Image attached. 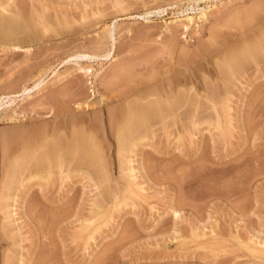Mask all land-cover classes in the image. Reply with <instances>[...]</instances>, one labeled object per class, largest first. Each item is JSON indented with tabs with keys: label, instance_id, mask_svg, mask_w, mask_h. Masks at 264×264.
Instances as JSON below:
<instances>
[{
	"label": "rangeland",
	"instance_id": "1",
	"mask_svg": "<svg viewBox=\"0 0 264 264\" xmlns=\"http://www.w3.org/2000/svg\"><path fill=\"white\" fill-rule=\"evenodd\" d=\"M263 28L264 0H0V264H264ZM169 80L193 120L131 121L128 178L112 113Z\"/></svg>",
	"mask_w": 264,
	"mask_h": 264
},
{
	"label": "bare ground",
	"instance_id": "2",
	"mask_svg": "<svg viewBox=\"0 0 264 264\" xmlns=\"http://www.w3.org/2000/svg\"><path fill=\"white\" fill-rule=\"evenodd\" d=\"M254 9V8H253ZM251 10H252V8H251ZM249 11V10H248ZM256 11V10H255ZM14 16V15H13ZM4 18V17H3ZM15 18V17H14ZM2 19V18H1ZM5 19V18H4ZM7 20V19H6ZM14 20V19H13ZM16 20V19H15ZM14 20V21H15ZM7 21H9V20H7ZM14 21H13V23H14ZM188 21L190 22V21H192V17H190V18H188ZM2 22V21H1ZM4 22V21H3ZM2 22V23H3ZM18 22V21H17ZM7 24H8V22H7ZM10 24V23H9ZM12 24V23H11ZM16 24V23H15ZM2 25V24H1ZM19 25V24H18ZM4 26V25H3ZM7 26V25H6ZM23 26V25H22ZM10 27V26H9ZM19 27V26H18ZM15 27H13V28H7L4 32H2L6 37H8L7 35H9L10 36V34L12 35H16V33H17V31L14 29ZM20 28V27H19ZM264 29V28H263ZM20 30V29H19ZM1 31V30H0ZM1 33V34H2ZM19 33H21V31L19 32ZM0 34V35H1ZM3 35V36H4ZM18 35V34H17ZM19 37V36H18ZM260 37V36H259ZM5 40V39H4ZM22 41V40H21ZM260 41V40H259ZM14 42V41H13ZM252 42V41H251ZM14 44H15V42H14ZM248 44H249V42H248ZM252 44H254V43H252ZM17 45V44H16ZM15 46V45H14ZM253 46V45H252ZM243 47V46H242ZM241 47V48H242ZM248 47V46H247ZM250 47V46H249ZM253 48V47H252ZM251 48V49H252ZM258 48H259V46H258ZM241 50V49H240ZM249 50V49H248ZM242 51V50H241ZM240 51V52H241ZM250 51V50H249ZM251 51H253V50H251ZM205 52V51H204ZM237 52V51H236ZM242 52H244V51H242ZM241 52V53H242ZM239 53V52H238ZM237 53V54H238ZM245 53V52H244ZM253 53H255L254 51H253ZM251 54V53H250ZM236 55V54H235ZM238 55H241V54H238ZM254 55V54H253ZM237 56V55H236ZM243 56H245L244 54H243ZM254 57V56H253ZM191 58V57H190ZM236 58V57H235ZM243 59V58H242ZM247 59V58H246ZM235 60V59H234ZM230 62H231V60H229ZM233 61V60H232ZM238 61V60H237ZM245 61V60H244ZM223 62V61H222ZM228 62V61H227ZM242 63V62H241ZM227 65V64H226ZM230 66V65H229ZM228 66V67H229ZM126 67V66H125ZM130 68V67H129ZM231 68V67H230ZM147 69V68H146ZM226 69H227V66H226ZM233 69V68H232ZM237 69V68H236ZM129 70V69H128ZM133 70V69H132ZM187 70V69H186ZM190 70V69H189ZM127 72V71H126ZM224 72V71H223ZM228 72H230L229 70H228ZM156 73V72H155ZM233 73H235L236 74V72L234 71ZM232 73V74H233ZM116 74H117V72H116ZM162 74V73H161ZM174 74V73H173ZM229 74H231V73H229ZM231 74V75H232ZM131 75V74H130ZM153 75V74H152ZM156 75V74H155ZM186 75V74H185ZM139 76V75H138ZM132 77V76H131ZM173 77V76H172ZM179 77V76H178ZM183 77H185V76H183ZM187 77V76H186ZM185 77V78H186ZM127 78V77H126ZM143 78V77H142ZM159 78H160V76H159ZM188 78V77H187ZM186 78V79H187ZM151 79V78H150ZM153 79V78H152ZM151 79V80H152ZM176 79V78H175ZM147 80V79H146ZM158 80V79H157ZM174 80V79H173ZM183 80V79H182ZM120 81V80H119ZM122 81V80H121ZM143 81V80H142ZM141 81V82H142ZM165 81L166 80H164V83H165ZM168 81V80H167ZM174 81H176V80H174ZM184 81V80H183ZM188 81V80H187ZM204 81V80H203ZM158 82H160V81H158ZM173 81H171L170 82V80H169V82H166V84H165V87L164 86H162V88H161V94H160V92L159 91H157V89L158 90H160L159 88H160V86H159V88H157L156 90H155V88L153 89V90H151V92L148 94V93H143V95H142V97H143V101L145 100V102L146 103H140V104H135L134 102L132 103L133 105H131L130 104V102L128 103V104H125V106L123 105V107L120 109V108H118V109H116L115 111L116 112H113L112 113V116L114 115V117H118L119 119L121 118L122 120H120V121H117V119L116 118H113L115 121H116V123L113 121V119H111V121H113L114 122V127H117L116 129L117 130H114V128L112 129V130H114V131H116L115 133L116 134H118L117 136H116V134L114 133V135L117 137L116 139H117V141L119 142V143H117V144H119V145H117V154H118V156L120 157V158H118V159H120L119 161L121 162H123V163H125L124 165L126 166H122V168H121V170H122V174H124V175H126V173H127V171L128 170H133V169H131L130 167L131 166H128V164H127V162H130L131 161V159H130V157L131 156H129V154L130 153H132L133 152V150H132V147L134 148L135 147V145L137 146V144L140 142V140L143 138V137H140V135L141 134H143V133H146L145 131H147V129H144L143 130V133H141L140 135H131L130 134V139L128 140V138H129V136L128 137H126L127 136V134H129L130 132L133 134V130H131L130 129V127H131V124H132V126H134L135 124L137 125V126H142V124H144V123H147V124H149V126L152 124V123H165L166 122V118H169V120L171 119L172 121H175L174 119L176 118L177 120H179L178 118H177V116H179V114H180V111H182V110H184V111H182V112H184V113H186L187 114V116H188V118L190 117V121H192L193 119V115L195 114L194 112H193V110L195 109V108H198V107H194L195 106V104H197V102L195 101L196 99H194V101L192 102V100H193V98H191V96H193L192 94H189L190 93V91H188V90H191V89H189L188 87V89L187 88H185V89H187V91L185 92V93H180V94H182L183 96H181L180 95V97H177L178 96V92H177V94H176V97L177 98H175V93L172 95V93L174 92V87H172V85H171V83H172ZM178 82V81H177ZM129 83V82H128ZM143 83V82H142ZM163 83V84H164ZM176 83V82H175ZM126 84V83H125ZM131 84V83H130ZM158 84V83H157ZM162 84V83H161ZM179 84V83H178ZM188 84H190V83H188ZM183 85V84H182ZM185 85V84H184ZM157 87H158V85H156ZM178 86V85H177ZM187 86V85H186ZM191 86V85H190ZM203 86H204V84H203ZM226 86V85H225ZM135 87V86H134ZM151 87V86H150ZM163 87L165 88V90L163 89ZM176 87V86H175ZM121 89H122V87H120ZM125 88V87H124ZM146 88V87H145ZM177 88V87H176ZM176 88H175V90H176ZM181 88V87H180ZM134 89V88H133ZM147 89V88H146ZM118 90V89H117ZM116 90V91H117ZM127 90V89H126ZM162 90H164L165 91V93L162 91ZM177 90H178V88H177ZM176 90V91H177ZM184 90V89H183ZM109 91V90H108ZM143 91V90H142ZM156 91H157V93H156ZM179 91V90H178ZM128 92V91H127ZM126 92V93H127ZM134 92V91H133ZM153 92V93H152ZM181 92H182V89H181ZM118 93V92H117ZM121 93V92H120ZM125 93V92H124ZM148 94V95H147ZM138 95H140V93H138ZM191 95V96H190ZM209 95H211V94H209ZM122 96H124V95H122ZM127 97V96H126ZM132 97V96H131ZM147 97V98H146ZM155 97V98H154ZM182 97V98H181ZM194 97V96H193ZM104 98V97H103ZM145 98V99H144ZM162 98V99H161ZM164 98V99H163ZM210 99V98H209ZM125 100V99H124ZM139 100V99H138ZM165 101V107H163L164 109H160V108H162L161 106H163L161 103V101ZM205 100H207V99H205ZM125 102V101H124ZM136 102V101H135ZM141 102V101H140ZM194 102H196L194 105H193V103ZM126 103V102H125ZM139 103V102H138ZM130 104V105H129ZM184 107H186L185 109H182V108H184ZM193 107H194V109H193ZM115 108V107H114ZM150 108H153V109H150ZM182 109V110H181ZM118 110V111H117ZM158 110L160 111L161 110V112H158ZM196 110V109H195ZM109 111V110H108ZM152 111H153V113H152ZM154 111H156V113L157 114H155V112ZM162 111H164V113H162ZM186 111V112H185ZM182 112H181V114H182ZM160 113L161 114H165V115H163V117H162V115H160ZM109 115H111V114H109ZM157 115V116H156ZM183 115H185V114H183ZM197 115V114H196ZM138 118H137V117ZM158 116H160L159 118L161 119H157V117ZM181 116V115H180ZM186 116V115H185ZM110 117V116H109ZM134 117H136V119L134 118ZM156 117V120L158 121H155L153 118H155ZM163 118V119H162ZM180 118V117H179ZM118 119V120H119ZM133 119L135 120V123H134V121H133ZM138 119L140 120V121H138ZM153 119V120H152ZM192 119V120H191ZM137 120V121H136ZM170 120V121H171ZM110 120L108 121V123L109 122H111ZM122 121V122H121ZM132 121V122H131ZM152 122V123H149V122ZM163 121H165V122H163ZM168 121V120H167ZM186 121V120H185ZM184 121V122H185ZM189 121V120H188ZM120 122V124H118V123ZM131 122V124L130 125H128L129 123ZM137 122V123H136ZM139 122H141V124L139 123ZM144 122V123H143ZM112 123V122H111ZM170 123V122H169ZM173 123V122H172ZM189 123H191V122H189ZM91 124V123H90ZM113 124V123H112ZM111 124V126L110 125H108V126H110L111 128H112V125ZM117 125V126H116ZM145 125V124H144ZM154 125H156V124H154ZM153 124H152V127L154 126ZM172 125V124H171ZM161 126V125H160ZM94 127V126H93ZM136 126H134V128H135ZM143 128H144V126H142ZM141 127V128H142ZM151 127V126H150ZM132 128V127H131ZM140 128V127H139ZM140 128V129H141ZM90 129V128H89ZM128 129L130 130V131H128ZM136 129H138V128H135V130ZM139 129V131L141 132V130ZM80 131V130H79ZM91 131V130H90ZM89 131V132H90ZM95 131H96V129H95ZM94 131V132H95ZM133 131V132H132ZM81 132V131H80ZM118 132V133H117ZM127 132H129V133H127ZM137 132V131H136ZM97 133V132H96ZM111 133V132H110ZM139 133V132H138ZM79 134V133H78ZM108 134V133H107ZM135 134V133H134ZM152 134V133H151ZM82 135V134H81ZM92 135V134H91ZM94 136V135H93ZM134 138H133V137ZM77 137V136H76ZM80 137V136H79ZM78 137V138H79ZM112 137H113V135H112ZM141 139H140V138ZM144 137H145V135H144ZM61 138V137H60ZM81 138V137H80ZM83 138V137H82ZM57 139V138H56ZM75 139V138H74ZM73 139V141H76L77 142V140L75 139L74 140ZM87 139L88 138H86V141H87ZM90 139V138H89ZM93 139V138H92ZM96 139V138H95ZM82 140V139H81ZM52 141H54L53 139H52ZM56 141H58V140H56ZM89 141H91V140H89ZM101 142V141H100ZM116 142V141H115ZM72 143V142H71ZM83 142H77L76 143V145H74V146H72V147H70L72 150H70L69 152H67L66 150H63L62 152H65L66 154L64 155L62 152H61V154L62 155H64V156H66V155H68V154H72V156L73 157H71L70 155H68V157L70 156L71 158H67V157H64V161H69L70 162V160H74L75 158H77L78 160H87V165H89L90 164V167H91V165L92 166H94L95 164H96V162H97V160L96 161H94V159L97 157V154L95 155L94 153H93V151H94V149H95V147H93V148H90V146H89V148L87 149H85L84 148V145H85V143L84 144H82ZM96 143V142H95ZM94 143V144H95ZM58 143H56V145H57ZM87 144V143H86ZM141 144V143H140ZM70 145V144H69ZM83 145V151L84 152H80V154L79 153H77L81 148V146ZM103 145V144H102ZM44 146V145H43ZM53 147H54V143H53V145H52ZM92 146V145H91ZM49 147V146H48ZM59 147H60V144H59ZM87 147V146H86ZM97 147V146H96ZM80 148V149H79ZM99 148V147H98ZM42 149H44V147L42 148ZM46 149V148H45ZM44 149V150H45ZM67 149V148H66ZM47 150V149H46ZM102 150V149H101ZM29 151V150H28ZM54 151H55V149H54ZM81 151V150H80ZM96 151H98V150H95L94 152H96ZM132 151V152H131ZM43 152V151H42ZM44 152H46V151H44ZM48 152V151H47ZM60 152V151H59ZM58 153V152H57ZM74 153V154H73ZM48 154V153H47ZM46 154V155H47ZM60 154V155H61ZM77 154V155H76ZM94 154V155H93ZM100 154V153H99ZM98 154V155H99ZM30 155V154H29ZM34 155V154H33ZM61 155V156H62ZM45 156V155H44ZM49 156V155H48ZM54 156H56V155H54ZM59 156V155H58ZM94 156H96L95 158H94ZM75 157V158H74ZM103 157V156H102ZM29 158V157H28ZM49 158H52V159H49ZM47 157V161H51L52 163L54 162V159H53V156L51 157V155H50V157ZM55 158V157H54ZM21 159V158H20ZM23 159H25V158H23ZM44 159H45V157H44ZM98 159V158H97ZM16 160H18L17 158H16ZM22 160V159H21ZM84 160H83V164H84ZM29 161V160H28ZM60 161H61V159H60ZM59 161V162H60ZM80 161V162H81ZM100 161V160H99ZM18 162H19V160H18ZM24 162V161H23ZM45 162V161H44ZM73 162V161H72ZM72 162H70V163H72ZM95 162V163H94ZM102 162V161H101ZM104 162V161H103ZM120 163L119 165H120V167H121V164H123V163ZM32 163V162H31ZM56 163V162H55ZM98 163V162H97ZM68 164V163H67ZM74 164V163H73ZM94 164V165H93ZM14 165V164H13ZM21 165V164H20ZM23 165V164H22ZM66 165V164H65ZM64 165V166H65ZM79 165V164H78ZM85 165V164H84ZM87 165H85V166H87ZM97 165V164H96ZM103 165V164H102ZM46 166V165H45ZM59 166V165H58ZM105 166V165H104ZM128 166V167H127ZM12 167V166H11ZM25 167V166H24ZM66 167V166H65ZM72 167V166H71ZM78 167V166H77ZM84 167V166H83ZM89 167V168H90ZM95 167V166H94ZM98 167V166H97ZM124 167V168H123ZM9 168V167H8ZM17 168V167H16ZM73 168H74V166H73ZM89 168H88V170H89ZM99 168V167H98ZM105 168V167H104ZM26 169V168H25ZM45 169V168H44ZM48 169V168H47ZM103 169V168H102ZM13 170V169H12ZM16 170V169H15ZM20 170H21V166H20ZM19 170V173L21 172ZM46 170V169H45ZM79 170V169H78ZM90 170H91V168H90ZM127 170V171H126ZM23 171V170H22ZM29 171V170H28ZM50 171V170H49ZM77 171V170H76ZM92 171V170H91ZM97 171V170H96ZM101 171V170H100ZM9 172H11V171H9ZM27 172V171H26ZM31 172V171H30ZM69 172V171H68ZM78 172V171H77ZM106 172V171H105ZM131 172V171H130ZM130 172L128 171V175H126V176H128V178H130V176H131V178H132V175H130ZM13 173H15L14 171H13ZM18 173V174H19ZM46 173V172H45ZM100 173V172H99ZM104 173V172H103ZM18 174H17V178H18V180L20 181L19 183L22 185L23 184V182L26 180L25 178H27L26 176H24L23 175V172L22 173H20V175H19V177H18ZM27 174V173H26ZM93 174V173H92ZM32 175V174H31ZM130 175V176H129ZM14 176V175H13ZM30 176V175H29ZM49 176V175H48ZM99 176V175H98ZM101 176H102V174H101ZM11 176L9 175V178H10ZM43 177V176H42ZM11 178H13V177H11ZM15 178V177H14ZM31 178V177H30ZM30 178H27V179H30ZM95 178V177H94ZM101 178V177H100ZM8 179V178H7ZM108 179V178H107ZM12 180V179H11ZM14 181L15 180H17L16 178L15 179H13ZM24 180V181H23ZM100 180V179H99ZM102 180V179H101ZM10 181V180H9ZM103 181H105L104 180V178H103V180L101 181V182H103ZM7 182V181H6ZM12 182V181H11ZM16 182V181H15ZM14 182V183H15ZM18 182V181H17ZM16 182V183H17ZM46 182V181H45ZM129 182V181H128ZM127 182V183H128ZM8 183V182H7ZM18 183V184H19ZM26 183V182H25ZM100 183V182H99ZM9 184H10V182H9ZM7 185V184H6ZM12 185V184H11ZM10 185V186H11ZM98 185V184H97ZM10 186H9V188H10ZM24 186V185H23ZM96 186V185H95ZM134 186V185H133ZM6 187V186H5ZM13 187V186H12ZM18 187V186H17ZM14 188V187H13ZM103 188V187H102ZM101 188V189H102ZM105 188V187H104ZM128 188V187H127ZM6 189H7V187H6ZM15 189V188H14ZM98 189V188H97ZM124 189V188H123ZM130 189V188H129ZM20 190V189H19ZM107 190V189H106ZM106 190H105V192H106ZM129 191V190H128ZM7 192V191H6ZM103 192H104V190H103ZM104 192V193H105ZM133 192V191H132ZM1 193V192H0ZM11 194H12V192H10ZM15 193H17V192H15ZM15 193H13V202L14 201H16V195H15ZM130 193V192H129ZM23 194H25V193H23ZM103 194V193H102ZM106 194H108V191L105 193V194H103V196H101V198H103L104 197V201L106 202V200L108 199L107 197H105V195ZM1 197H0V200L1 201H3V202H1V210H3V208H6V209H4L5 211L7 210V208H8V204H7V207H6V203H4V201H5V199L7 200L8 199V197L10 196H8V194L6 195V194H1L0 195ZM22 196V195H21ZM107 196V195H106ZM11 197V196H10ZM17 197H18V195H17ZM26 198V197H25ZM24 198V199H25ZM19 199V198H18ZM23 199V196H22V200H24ZM44 199V198H43ZM26 200H27V198H26ZM19 201H21V199H19ZM42 201V200H41ZM108 201V200H107ZM6 202V201H5ZM12 202V203H13ZM22 202H24V201H22ZM15 203V202H14ZM27 203V202H26ZM107 204H108V202H106ZM105 203V204H106ZM44 204V203H43ZM11 205H13V204H11ZM11 205H9V207H11ZM17 205H18V201H17ZM25 205H27V204H25ZM14 206V205H13ZM22 206V205H21ZM32 206V205H31ZM30 206V207H31ZM15 207V206H14ZM18 207V206H17ZM45 207H47L46 205L44 206V208ZM43 208V207H42ZM43 208V209H44ZM19 209V208H18ZM23 209V208H22ZM25 209H26V207H25ZM27 209H29V208H27ZM26 209V210H27ZM46 209V208H45ZM26 210H24V211H26ZM7 211H9L8 213L10 214L9 216L11 217V215L13 214V213H11V211L10 210H7ZM7 211L5 212L7 215H8V213H7ZM34 211H35V209H34ZM42 211V210H41ZM48 210H46V212H47ZM12 212H14V211H12ZM1 213H3V215H4V219H6L7 218V216H6V214H4V212H2L1 211ZM29 213V212H28ZM41 213V212H40ZM45 213V211L44 212H42V214H44ZM36 214V213H35ZM35 214H34V216H35ZM46 214V213H45ZM30 215V214H29ZM47 215V214H46ZM6 216V217H5ZM2 217V216H1ZM9 218V217H8ZM30 218V217H29ZM3 219V220H4ZM15 221V220H14ZM45 221V220H44ZM47 222V221H46ZM9 223V222H8ZM46 226V225H45ZM17 227V226H16ZM43 228H46V227H43ZM46 230V229H45ZM21 261V260H20ZM19 261V262H20ZM33 262H34V260H33ZM9 263V262H8ZM22 262H20V264H21ZM14 264V263H13Z\"/></svg>",
	"mask_w": 264,
	"mask_h": 264
}]
</instances>
